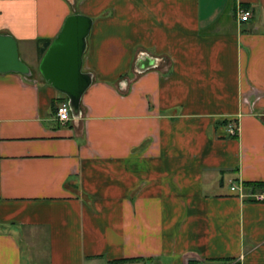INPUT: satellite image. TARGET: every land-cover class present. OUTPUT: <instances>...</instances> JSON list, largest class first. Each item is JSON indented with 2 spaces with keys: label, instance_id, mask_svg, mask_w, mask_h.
<instances>
[{
  "label": "crops",
  "instance_id": "0c3cea01",
  "mask_svg": "<svg viewBox=\"0 0 264 264\" xmlns=\"http://www.w3.org/2000/svg\"><path fill=\"white\" fill-rule=\"evenodd\" d=\"M71 14L78 117L0 74V264H264V187L230 191L264 184V0H0V34L36 55Z\"/></svg>",
  "mask_w": 264,
  "mask_h": 264
},
{
  "label": "water",
  "instance_id": "95a60500",
  "mask_svg": "<svg viewBox=\"0 0 264 264\" xmlns=\"http://www.w3.org/2000/svg\"><path fill=\"white\" fill-rule=\"evenodd\" d=\"M92 19L82 14L67 16L38 64L43 81L66 98L71 116L80 114L83 94L92 83V75L83 71V55ZM149 58L136 63L139 71L151 68ZM15 73L31 79L32 70L21 59L18 44L9 34H0V74Z\"/></svg>",
  "mask_w": 264,
  "mask_h": 264
},
{
  "label": "built area",
  "instance_id": "2783aa9c",
  "mask_svg": "<svg viewBox=\"0 0 264 264\" xmlns=\"http://www.w3.org/2000/svg\"><path fill=\"white\" fill-rule=\"evenodd\" d=\"M237 17L240 22H246L250 18V12L242 8H239L237 10ZM54 117H55L56 122L59 123L60 125H65L66 123L69 122L71 118V113H70V109L68 107L67 101L59 104V106L57 107L55 111ZM229 129H230L229 130L230 134L235 136L236 129L231 128V127ZM243 188L244 186L242 183H239L237 185L233 184L230 187V191L233 193H237L239 197H243L244 196ZM251 197L256 201H264V191H261L260 193H257V194H253L251 195Z\"/></svg>",
  "mask_w": 264,
  "mask_h": 264
},
{
  "label": "rangeland",
  "instance_id": "374dc122",
  "mask_svg": "<svg viewBox=\"0 0 264 264\" xmlns=\"http://www.w3.org/2000/svg\"><path fill=\"white\" fill-rule=\"evenodd\" d=\"M19 54L21 55V59L30 67L32 70V77L33 78H41L39 72H38V64L40 59L38 58V55H35L34 50L31 46H25L24 48L19 49Z\"/></svg>",
  "mask_w": 264,
  "mask_h": 264
},
{
  "label": "trees",
  "instance_id": "16d2710c",
  "mask_svg": "<svg viewBox=\"0 0 264 264\" xmlns=\"http://www.w3.org/2000/svg\"><path fill=\"white\" fill-rule=\"evenodd\" d=\"M50 43L51 41L49 40L38 42L37 55L39 59L42 58L43 54L45 53ZM58 101H59V104L62 102H66V98L63 95H61V98ZM243 186L244 188H247V189H257V188L259 189V188H263L264 184L263 183H244Z\"/></svg>",
  "mask_w": 264,
  "mask_h": 264
}]
</instances>
